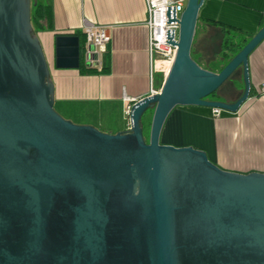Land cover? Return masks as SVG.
Instances as JSON below:
<instances>
[{"label":"water","instance_id":"95a60500","mask_svg":"<svg viewBox=\"0 0 264 264\" xmlns=\"http://www.w3.org/2000/svg\"><path fill=\"white\" fill-rule=\"evenodd\" d=\"M205 1L187 0L160 93L109 135L55 111L31 0H0V264H264V174L161 143L176 108L236 114L250 97L248 59L264 27L219 74L205 71L191 57ZM81 53L79 37L56 38L58 70H79ZM240 68L243 95L208 101Z\"/></svg>","mask_w":264,"mask_h":264},{"label":"crops","instance_id":"0c3cea01","mask_svg":"<svg viewBox=\"0 0 264 264\" xmlns=\"http://www.w3.org/2000/svg\"><path fill=\"white\" fill-rule=\"evenodd\" d=\"M53 30L36 34L55 87V109L78 125L117 135L130 128L127 110L165 81L167 64L149 54L145 0H51ZM88 25L110 28L111 42L101 52V68L81 58L79 70H58V36L84 35ZM264 27V0H206L200 10L191 54L203 68L219 60L225 31L250 40ZM78 37V36H77ZM90 72V73H84ZM250 97L238 113L214 119L212 110L176 108L169 116L163 145L205 152L219 169L264 174V41L248 59Z\"/></svg>","mask_w":264,"mask_h":264},{"label":"built area","instance_id":"2783aa9c","mask_svg":"<svg viewBox=\"0 0 264 264\" xmlns=\"http://www.w3.org/2000/svg\"><path fill=\"white\" fill-rule=\"evenodd\" d=\"M145 3L148 14L149 54L151 58L159 57L167 64V75L176 55V48L172 43L178 42V22L186 8L187 0H145ZM84 34L86 45L83 55L86 66L91 69L101 68L99 57L111 42L110 28L88 25L84 29ZM160 90H155L152 86L150 96L158 95ZM262 91L264 92V88ZM130 113L131 108L127 110L128 117ZM223 113L219 109L212 110L214 119L220 118Z\"/></svg>","mask_w":264,"mask_h":264},{"label":"trees","instance_id":"16d2710c","mask_svg":"<svg viewBox=\"0 0 264 264\" xmlns=\"http://www.w3.org/2000/svg\"><path fill=\"white\" fill-rule=\"evenodd\" d=\"M53 20L54 13L53 7L51 5V0H31V24L35 35L39 32L52 31ZM76 36H78L81 40V58H83L86 45L85 34L81 35L77 33ZM247 43L248 39L240 33L227 30L225 31L222 52L219 57V60L216 63H213L209 68H203L195 61L192 54L191 57L194 62L203 70L214 74H219L229 64V62L242 51V49L247 45ZM162 85L163 81L159 83L157 88L161 89ZM244 89L245 84L243 79V70L242 68H240L217 93L209 97L207 100L232 104L235 103L243 95ZM153 114L154 111L150 110L144 115L142 119L144 138L147 143L149 142Z\"/></svg>","mask_w":264,"mask_h":264},{"label":"rangeland","instance_id":"374dc122","mask_svg":"<svg viewBox=\"0 0 264 264\" xmlns=\"http://www.w3.org/2000/svg\"><path fill=\"white\" fill-rule=\"evenodd\" d=\"M36 1V0H35ZM155 90H157V89H155ZM160 90V89H159ZM194 109H201V108H194ZM55 111H56V109H55ZM57 112V111H56ZM58 113V112H57ZM59 114V113H58ZM60 115V114H59ZM61 116V115H60ZM62 117V116H61ZM63 118V117H62ZM64 119V118H63ZM64 120H66V121H69V120H67V119H64ZM69 122H72V121H69ZM73 124H75V125H78V124H76V123H74V122H72ZM78 126H82V125H78ZM166 140H167V138H166V136L164 137V138H162V141H161V143L162 144H164V142H166Z\"/></svg>","mask_w":264,"mask_h":264}]
</instances>
